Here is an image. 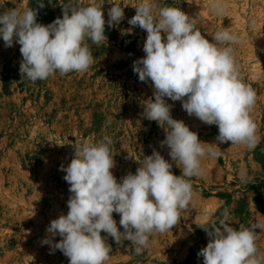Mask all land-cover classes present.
<instances>
[{
  "label": "rangeland",
  "instance_id": "374dc122",
  "mask_svg": "<svg viewBox=\"0 0 264 264\" xmlns=\"http://www.w3.org/2000/svg\"><path fill=\"white\" fill-rule=\"evenodd\" d=\"M43 7H40V3ZM140 0H79L103 4L107 11L120 3L125 18L116 27L105 25L107 40L91 44L93 64L87 72L56 74L31 82L21 78L20 45L5 47L0 38V264H69L59 250L43 245L46 227L52 219L68 211L69 185L60 166L70 163L75 141L98 143L104 136L112 139L113 175L119 181L136 172L144 156L157 150L180 175L161 147L164 129L143 118V101L152 97L150 83L140 82L133 62L142 58L147 33L139 27L131 33L128 20L135 15ZM215 0H156L160 7L180 8L205 38L227 29L240 38L231 45L240 75L257 93L251 112L260 140L254 149L231 142L219 145L218 158L201 159L204 174L191 178L193 198L181 210L176 226L165 233H153L150 247L140 254L129 241L112 246L105 264H203L197 253L208 243L200 226L222 218L228 210L233 227L264 224V0H222L225 11L214 14ZM67 0H0V12L14 8L37 9V21L47 25L62 18ZM255 21V24H252ZM163 35V34H162ZM173 104V118L183 120L203 142L215 143L216 125H206ZM167 127L166 125H162ZM119 225L120 215L113 213ZM258 256H264V231L257 229ZM101 235H105L101 233ZM60 237H55L59 241Z\"/></svg>",
  "mask_w": 264,
  "mask_h": 264
},
{
  "label": "clouds",
  "instance_id": "9594fccd",
  "mask_svg": "<svg viewBox=\"0 0 264 264\" xmlns=\"http://www.w3.org/2000/svg\"><path fill=\"white\" fill-rule=\"evenodd\" d=\"M111 4L107 21L103 4L83 5L79 0H67L62 18L47 25L37 21V9L32 7L0 12V38L5 47L20 45L21 78L34 83L56 74L87 72L93 64L90 43L99 46L107 40L106 23L116 27L125 18L121 4ZM133 7L136 12L128 20L127 31L139 27L147 35L145 55L132 68L139 81L150 83L153 89L152 97L143 101L141 115L164 129L160 146L167 147L181 174L174 175L173 163L154 149L134 174L129 172L118 181L112 172L110 137L98 143L75 141L70 163L60 166L69 185L68 211L50 221L41 241L51 252L61 251L69 264H105L112 251L109 237L117 245L129 241L140 254L150 247L153 233L172 230L180 211L190 205L191 178L204 174L202 158H218L217 149L223 143L251 150L260 140L251 116L257 93L243 81L231 47L240 43L239 36L225 29L212 34L210 42L180 8L164 6L156 13V0H140ZM225 7L222 0H215L211 10L222 15ZM169 100L181 102L188 116L216 125V142L201 141L183 120L173 118L174 105ZM113 213L120 215L123 231ZM200 227L209 238L197 253L203 264H264L256 244V230L264 231V224L233 227L225 209L222 218Z\"/></svg>",
  "mask_w": 264,
  "mask_h": 264
}]
</instances>
